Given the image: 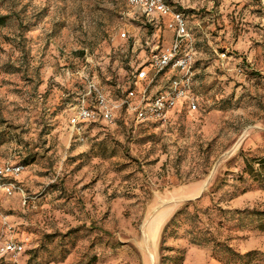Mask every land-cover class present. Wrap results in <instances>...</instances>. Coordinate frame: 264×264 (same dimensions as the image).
I'll list each match as a JSON object with an SVG mask.
<instances>
[{
	"label": "rangeland",
	"instance_id": "obj_1",
	"mask_svg": "<svg viewBox=\"0 0 264 264\" xmlns=\"http://www.w3.org/2000/svg\"><path fill=\"white\" fill-rule=\"evenodd\" d=\"M169 1L192 32L197 111L153 125L118 112L76 144L69 119L87 81L117 101L172 36L126 0H0V166L24 165L26 196L0 193V244L25 249L0 264H159L163 229L189 202L264 264L257 219L214 211H264V0ZM186 231L163 255L222 264Z\"/></svg>",
	"mask_w": 264,
	"mask_h": 264
},
{
	"label": "built area",
	"instance_id": "obj_2",
	"mask_svg": "<svg viewBox=\"0 0 264 264\" xmlns=\"http://www.w3.org/2000/svg\"><path fill=\"white\" fill-rule=\"evenodd\" d=\"M126 3L137 9L154 26L163 25L171 33L172 40L164 49L158 46L150 48L147 65L131 75L129 90L117 101L109 100L95 82L87 81L85 92L73 107L69 119L71 137L76 144L85 142L83 134L88 124H112L116 113L121 110L132 115L136 123L164 124L170 114L182 105L189 112L198 109V97L194 93L196 52L186 15L169 0H126ZM120 36L126 37L124 33ZM145 45L150 44L146 42ZM218 57L223 60L226 54L220 53ZM23 170L24 167L20 165L0 166L1 194L7 197L19 194L26 202L25 193L18 185ZM0 219L7 224L1 213ZM24 250L21 242L5 240L0 244V257L7 255L16 259Z\"/></svg>",
	"mask_w": 264,
	"mask_h": 264
},
{
	"label": "trees",
	"instance_id": "obj_3",
	"mask_svg": "<svg viewBox=\"0 0 264 264\" xmlns=\"http://www.w3.org/2000/svg\"><path fill=\"white\" fill-rule=\"evenodd\" d=\"M6 17L0 18V25H3L5 23ZM196 62V61H195ZM194 69H195V63H194ZM196 71V70H195ZM196 79V75H195ZM130 85L128 89L124 92L122 96L123 97L127 91L129 90ZM194 93L198 97V93L196 91V87L194 85ZM118 98V99H119ZM79 100L76 101V104H78ZM199 105V104H198ZM180 109H186L187 108L182 105ZM177 110V109H176ZM175 110V111H176ZM188 111V110H187ZM120 114H127L124 110H121L119 112ZM129 115V114H128ZM133 119L134 117L130 115ZM116 118V117H115ZM115 120V119H114ZM99 123H92L88 124L84 130V138L87 139L88 134L90 131L97 125L101 124ZM145 125H153V124H159V123H141ZM90 126V127H89ZM89 127V128H88ZM23 166L21 163L19 164H13ZM245 170L248 176H253L256 172L252 168V166L245 162ZM254 178H256L254 176ZM18 185L21 187L20 182L18 181ZM22 188V187H21ZM216 189V188H215ZM193 206V211H189V208ZM216 215H225V214H231L235 216H242L247 215L249 217H253L257 219L258 225L257 230L260 232H264V211H225L219 207L215 209ZM205 212L200 211L197 209V207L189 202L185 204L182 208H180L168 221L166 226L163 229L161 241H160V263L159 264H182L184 261V253L183 251H176L174 255H163L164 251L171 252L172 250L168 247H165V240L167 238H176L178 235L179 229L182 227V225H187V238L188 243L192 245H211V255L214 259L221 262L222 264H256L258 262L259 253L256 251H249L244 254H240L237 251H235L231 246L227 244L226 240H220L217 237L216 231H213L209 226H207L209 223L203 222V217L205 216ZM212 221V219L208 218L207 221Z\"/></svg>",
	"mask_w": 264,
	"mask_h": 264
},
{
	"label": "crops",
	"instance_id": "obj_4",
	"mask_svg": "<svg viewBox=\"0 0 264 264\" xmlns=\"http://www.w3.org/2000/svg\"><path fill=\"white\" fill-rule=\"evenodd\" d=\"M165 32L167 33L168 31L165 30ZM169 36H172L170 32H169Z\"/></svg>",
	"mask_w": 264,
	"mask_h": 264
},
{
	"label": "bare ground",
	"instance_id": "obj_5",
	"mask_svg": "<svg viewBox=\"0 0 264 264\" xmlns=\"http://www.w3.org/2000/svg\"><path fill=\"white\" fill-rule=\"evenodd\" d=\"M150 259H152V256H149Z\"/></svg>",
	"mask_w": 264,
	"mask_h": 264
}]
</instances>
